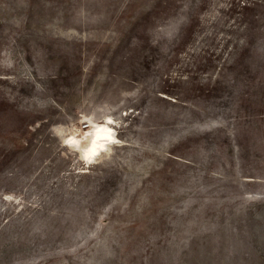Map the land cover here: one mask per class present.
I'll list each match as a JSON object with an SVG mask.
<instances>
[{
	"label": "rangeland",
	"instance_id": "obj_1",
	"mask_svg": "<svg viewBox=\"0 0 264 264\" xmlns=\"http://www.w3.org/2000/svg\"><path fill=\"white\" fill-rule=\"evenodd\" d=\"M0 264H264V0H0Z\"/></svg>",
	"mask_w": 264,
	"mask_h": 264
},
{
	"label": "bare ground",
	"instance_id": "obj_2",
	"mask_svg": "<svg viewBox=\"0 0 264 264\" xmlns=\"http://www.w3.org/2000/svg\"><path fill=\"white\" fill-rule=\"evenodd\" d=\"M92 137L96 140V141H102V142H109L113 139V134L111 131V128L107 127V126H102L100 128H97L96 130H94L92 132ZM96 141L90 142L89 145L91 148H96Z\"/></svg>",
	"mask_w": 264,
	"mask_h": 264
}]
</instances>
